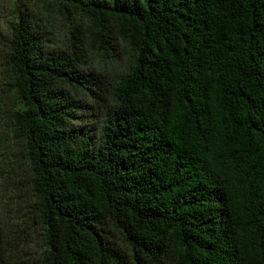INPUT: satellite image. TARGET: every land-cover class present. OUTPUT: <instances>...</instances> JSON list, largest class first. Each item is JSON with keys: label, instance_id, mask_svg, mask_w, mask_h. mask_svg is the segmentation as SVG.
<instances>
[{"label": "trees", "instance_id": "1", "mask_svg": "<svg viewBox=\"0 0 264 264\" xmlns=\"http://www.w3.org/2000/svg\"><path fill=\"white\" fill-rule=\"evenodd\" d=\"M10 1L0 264H264V0Z\"/></svg>", "mask_w": 264, "mask_h": 264}, {"label": "rangeland", "instance_id": "2", "mask_svg": "<svg viewBox=\"0 0 264 264\" xmlns=\"http://www.w3.org/2000/svg\"><path fill=\"white\" fill-rule=\"evenodd\" d=\"M12 9V2L10 0H0V26L3 28L6 26V16ZM92 64L100 69H106L110 67V59H102L101 56L94 55ZM13 241L4 244L5 249L2 250V256L9 264H29L33 262L34 257L41 251L42 238L40 231L30 233L25 237L26 241L20 240L19 237H14Z\"/></svg>", "mask_w": 264, "mask_h": 264}]
</instances>
